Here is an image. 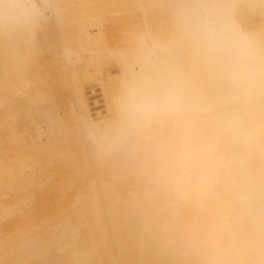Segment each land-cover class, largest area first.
<instances>
[{
    "label": "bare ground",
    "instance_id": "6f19581e",
    "mask_svg": "<svg viewBox=\"0 0 264 264\" xmlns=\"http://www.w3.org/2000/svg\"><path fill=\"white\" fill-rule=\"evenodd\" d=\"M48 3L50 61L30 14L0 0V190L57 141L77 181L94 176L65 232L90 234V188L114 190L116 264H264V0Z\"/></svg>",
    "mask_w": 264,
    "mask_h": 264
},
{
    "label": "rangeland",
    "instance_id": "374dc122",
    "mask_svg": "<svg viewBox=\"0 0 264 264\" xmlns=\"http://www.w3.org/2000/svg\"><path fill=\"white\" fill-rule=\"evenodd\" d=\"M48 1L17 0V5L23 7L31 16L37 36L41 40L43 58L46 61L53 58V54L47 46L50 43L48 34L53 29L55 22ZM91 33L97 34L96 28H93ZM98 37L101 39L109 37L112 40L115 37V31L109 27L107 31L98 32ZM58 97L62 103L68 104L67 100L70 96L67 92H61L59 89ZM56 145L57 141L39 145L40 149H44L46 153L43 154L42 170L36 173V177L26 178L14 187H3L0 190V257L3 258L0 260V264L67 263L69 255L74 251H90V257H86L84 263L78 264H112L113 262L116 264L121 248L115 246L116 242L113 237L116 233L110 230L111 225L114 227L120 224L117 219L119 217L115 218L113 209L116 192L109 188H90V193H93L90 194V234L86 228H80L76 237L65 232L64 223L67 218L72 225L76 223L75 216L70 213L74 196L79 192L86 191V183L89 181L90 184L94 183V176L90 174L89 180L86 172L81 171L77 173L79 179L77 181L76 174L71 168L70 156L64 152L60 155L55 154ZM9 205L18 206L20 209L6 217L3 207ZM104 209L105 211L109 210L106 211L109 214L104 212ZM111 209L112 211H110ZM110 212L114 213L113 216L117 221H113L114 218L112 219ZM97 218L99 220L102 218L103 221L101 219V222H98ZM44 228L46 231H43ZM112 234L114 235L112 236ZM39 240L42 244L44 243L43 248L37 246L36 242ZM40 248L43 249L44 255L33 257ZM43 256L47 260L41 258ZM132 256L127 259L131 261L125 260L126 262L123 264L128 262H130L129 264H140L137 260L138 256ZM112 260L113 262H111ZM148 263L156 264L152 260H147L144 264Z\"/></svg>",
    "mask_w": 264,
    "mask_h": 264
}]
</instances>
